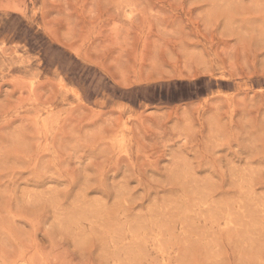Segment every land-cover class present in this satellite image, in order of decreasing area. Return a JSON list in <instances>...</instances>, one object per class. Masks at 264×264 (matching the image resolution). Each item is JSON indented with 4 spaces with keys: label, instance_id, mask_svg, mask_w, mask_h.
Listing matches in <instances>:
<instances>
[{
    "label": "rangeland",
    "instance_id": "374dc122",
    "mask_svg": "<svg viewBox=\"0 0 264 264\" xmlns=\"http://www.w3.org/2000/svg\"><path fill=\"white\" fill-rule=\"evenodd\" d=\"M0 264H264V0H0Z\"/></svg>",
    "mask_w": 264,
    "mask_h": 264
}]
</instances>
